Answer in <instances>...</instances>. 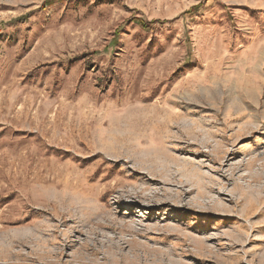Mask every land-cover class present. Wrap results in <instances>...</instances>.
<instances>
[{"label":"rangeland","instance_id":"374dc122","mask_svg":"<svg viewBox=\"0 0 264 264\" xmlns=\"http://www.w3.org/2000/svg\"><path fill=\"white\" fill-rule=\"evenodd\" d=\"M0 264H264V0H0Z\"/></svg>","mask_w":264,"mask_h":264},{"label":"trees","instance_id":"16d2710c","mask_svg":"<svg viewBox=\"0 0 264 264\" xmlns=\"http://www.w3.org/2000/svg\"><path fill=\"white\" fill-rule=\"evenodd\" d=\"M54 1H57V0H51L50 2L48 0V3L52 4V3H54ZM199 7H200L199 5L194 6L191 11L198 10ZM139 21H140V24L143 25L144 27L149 25L148 22H145L144 20H139Z\"/></svg>","mask_w":264,"mask_h":264}]
</instances>
